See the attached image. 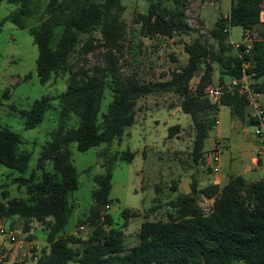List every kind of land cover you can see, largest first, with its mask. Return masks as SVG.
<instances>
[{
  "label": "trees",
  "instance_id": "trees-1",
  "mask_svg": "<svg viewBox=\"0 0 264 264\" xmlns=\"http://www.w3.org/2000/svg\"><path fill=\"white\" fill-rule=\"evenodd\" d=\"M2 0H0L1 2ZM14 8L6 20L25 29L37 46L35 69L38 80L44 84L57 72L67 74L65 89L53 106L46 96L33 101L31 107L20 111L25 128L40 124L46 112L52 110L57 125L41 147L36 170L28 177L21 174L14 178L18 186H25L27 197H11L0 201V217L20 216L45 224L47 245L34 263L67 264H264V176L248 181L242 175L230 176L223 185L209 183L197 188L193 177L190 193L179 198L176 214L166 219H149L142 215L138 240L124 248V227L129 219L141 216L139 209H124V222L114 224L104 210L109 208L111 165L116 159L130 162L134 153L129 149L110 154L107 148L99 151L105 158L104 171L94 176L92 203L83 223L91 228L89 239L81 246H73L75 237L61 235L73 208L69 193L78 184L77 172L72 163L71 144L84 151L92 146L120 141L127 128L135 121L137 100L150 93L171 92L181 97L180 108L193 122L195 136L191 161L204 160L205 140L215 125L219 106H228L233 115L246 117V100L236 89L224 86L218 104H210L204 91L213 81L214 62L225 68L228 78L240 77L241 63L249 61L247 73L254 71V88L264 92V23L259 14L263 0H230L227 17L215 22L213 35L218 40L220 52L213 55L200 39L184 43L187 61L179 70L170 73L166 80H140L135 73L122 75L119 50L124 36L122 0H7ZM185 0H147V9L136 19L144 35L173 37L188 33L185 18ZM239 25L252 38L248 54L239 57L231 49L226 25ZM94 33L100 35L95 38ZM96 41V43H94ZM98 42V43H97ZM105 48L104 65L75 68L71 60L76 53ZM241 50L244 47L241 46ZM203 61L204 67L194 88L190 81ZM220 73L218 81L223 82ZM112 99L104 112L101 100L106 89ZM179 127H169L175 131ZM20 135L0 126V163L23 173L28 168L31 153L20 147ZM51 170L45 169L46 163ZM173 182V188L175 187ZM215 195L212 210L203 214L194 200L196 195ZM25 230L28 225L25 223ZM77 238V237H76ZM3 250L0 247V254ZM20 264H26L22 262ZM28 264V263H27Z\"/></svg>",
  "mask_w": 264,
  "mask_h": 264
},
{
  "label": "rangeland",
  "instance_id": "rangeland-1",
  "mask_svg": "<svg viewBox=\"0 0 264 264\" xmlns=\"http://www.w3.org/2000/svg\"><path fill=\"white\" fill-rule=\"evenodd\" d=\"M164 1L167 4L173 3V0ZM122 3L125 31L119 50L115 51V54L119 58L120 71L124 76L135 73L142 81L168 79L172 71L179 70L186 63L187 54L183 45L194 39L205 42L213 55L217 56L220 52L213 31L216 28L215 22L228 15L230 0H185L183 5L189 31L173 37L144 35L136 19L139 14L146 11L147 0H122ZM13 8V3L7 0L0 2V126H7L17 132L22 140L20 147L28 150L31 155L28 168L23 173L0 163V201L5 200L4 196L27 197L25 186H18L14 178L19 174L28 177L31 172H34L36 179L39 178L41 171L35 168L41 147L57 125L53 111L49 110L40 124L33 128H25L24 117L20 111L29 109L33 101L42 96H46L54 106L67 81V74L57 72L44 84L39 82L35 69L38 51L32 36L27 30L18 28L6 20L7 14ZM226 26L231 46L234 42L243 41L244 32L241 26ZM94 35L95 38L100 37L98 33ZM231 49L224 54L225 57L228 53H234L233 46ZM104 51L105 48L98 45L86 53H76L71 60L74 69L91 68L96 64L104 65ZM212 66L213 81L210 85L224 84L228 80L223 74L225 68L217 62ZM203 67L202 61L190 81L191 88L195 87ZM220 73L224 76L223 82L218 81ZM111 99V91L107 88L101 100L100 112L106 110ZM180 100L178 94L171 92L145 95L137 100L135 121L127 128L120 141H114L109 146L105 144L92 146L84 151L77 150L75 144H71V158L77 172L78 184L69 193V201L73 208L60 232L61 235L80 240V243L71 242V245L81 246V243L89 239L92 227L88 223H83V217L88 213L92 203L91 192L95 186L93 178L105 169L103 166L105 158L99 156V151L104 148H107L110 154L126 149L134 153L130 162L118 158L112 163L110 203L109 208L104 210L114 224L121 225L125 220L122 215L124 209H139L141 216L130 218L128 225L124 227V232L127 233L124 240L125 249L137 242V232L143 221V214L146 213L149 219H166L170 214H176L178 210L176 204L181 196L190 193L193 177L197 182L207 178L206 175L209 173L191 161L195 130L190 116L181 110ZM218 117L220 123L210 129L205 140L204 158L211 141L217 136V130L220 129L222 136L219 135L221 144L219 156L223 178L228 180L230 170L235 164V150L243 146L245 141L241 127L237 130L232 127L227 106L220 107ZM174 125H178L179 128L171 130L172 133L168 134L169 127ZM245 126L250 132L248 136L250 139L253 125ZM241 159L244 163L247 157L243 155ZM45 169L51 170L49 162L46 163ZM257 174L264 175V167ZM173 182L176 185L174 188ZM198 195L194 202L201 210ZM25 223L28 225L27 230L24 228ZM79 225H84L85 230L75 235ZM1 226L13 228L18 240H22L20 245L22 250L17 249V253L13 254L15 245L0 235V243H3L4 247L12 246L9 250L3 248L4 263L9 261V257L12 259L10 264L34 263L47 245L45 224L40 221L14 215L0 217ZM30 229L32 232L28 233ZM82 234L85 239H82ZM67 264L81 263L69 261Z\"/></svg>",
  "mask_w": 264,
  "mask_h": 264
},
{
  "label": "built area",
  "instance_id": "built-area-1",
  "mask_svg": "<svg viewBox=\"0 0 264 264\" xmlns=\"http://www.w3.org/2000/svg\"><path fill=\"white\" fill-rule=\"evenodd\" d=\"M224 17H227V15H224ZM259 20L260 22L264 23V11H260ZM223 31L228 32V27L226 26ZM232 46L237 55L239 57H243V53L248 54L250 52V49L252 48V38L248 33H244L243 41L240 43L234 42L232 43ZM241 46L244 47L243 51L241 50ZM249 64V61L244 59L241 63L242 74L240 77L229 78L227 81H225L224 84H212L209 87H206L204 96L208 99L210 104H218L223 87L228 86L230 88L236 89V91L245 98L246 106L250 109V117L254 120L252 136L254 138L255 154L259 159L264 158V104L259 98V91H257L253 86V77L255 75V72L250 71L247 73V69L250 67ZM218 123L219 120L215 119L214 124L217 125ZM220 148V141L219 139L215 138L209 149L206 151L204 160L199 163V168L207 171L210 175H212L215 183L218 179L220 169ZM198 196L202 213H210L212 210L215 195L206 196L200 193ZM107 207L108 206H106V208ZM84 230L85 226L79 225L75 235H78V232L83 233ZM0 235L7 239L10 243H17L18 246H20V244L18 243L19 240L17 238V233L13 228L1 226ZM85 238L86 237L82 234V239ZM1 249L4 250L3 247H1ZM4 259L5 252L3 251V253L0 254V264L3 263Z\"/></svg>",
  "mask_w": 264,
  "mask_h": 264
},
{
  "label": "crops",
  "instance_id": "crops-1",
  "mask_svg": "<svg viewBox=\"0 0 264 264\" xmlns=\"http://www.w3.org/2000/svg\"><path fill=\"white\" fill-rule=\"evenodd\" d=\"M260 11L261 12L264 11V0L262 1L261 10ZM186 61H187V57H186ZM260 80L264 82V75L261 77ZM259 98H260L261 102L264 104V92H259ZM220 107L221 106L218 107V111H217V113L215 115V119H218V120H219L218 116L220 114ZM229 112H230V121H231L232 127L234 126L235 130H237L239 127H241L243 140L245 141V144L243 146H241L240 148H237L235 150V164L233 165V168L230 170L231 174H229L228 177L233 176V175H242L248 181L257 180V179L261 178L262 176H264L262 174L261 175L257 174V172L258 171H262V168L264 167V159H262V158L258 159L256 157L255 144H254L253 136L251 135L250 136L251 138L248 139V136L250 135V132L247 130L245 124L253 125V123H254V120L250 117V109L247 106L245 107L246 117H244V118H239L236 115H233L231 113V111H230V108H229ZM220 133H221V130L218 129L217 130V136L215 138L219 139ZM220 136H222V135H220ZM213 140L211 141V144H212ZM211 144H210V146H211ZM243 155L247 157V160H244V163L241 162L242 161L241 157ZM219 159H220V162H219L220 163L219 164V168L220 169H219V175H218V179H217L216 183L214 182V179H213L212 175L207 174L206 175L207 178L205 180H203V178H202L201 181L198 180V182H197V187L198 188H202L203 186H205V185H207L209 183L217 184V185L221 186V185H223L224 183H226L228 181L227 179L225 180L223 178V175H222V163H221V157L220 156H219ZM254 174H255V176H253ZM31 232H32V230L30 229L28 231V233H31ZM25 233H27V232H25ZM124 233H125V235L127 234L126 232H124ZM124 239H125V237H124ZM21 241L22 240L18 241V243L20 245H22ZM14 245H15L16 248L13 249V254H15V252L17 253V249L18 250L19 249L22 250V246L19 247L17 243H14ZM0 247H3L4 249L9 250L12 246L9 245V247L6 248V247L3 246V243H0ZM8 260L9 261H7L5 263L3 262L2 264H10V262L12 260L11 257H9Z\"/></svg>",
  "mask_w": 264,
  "mask_h": 264
}]
</instances>
